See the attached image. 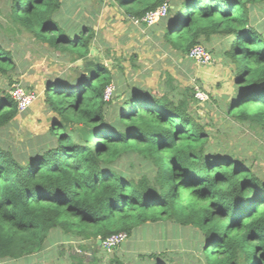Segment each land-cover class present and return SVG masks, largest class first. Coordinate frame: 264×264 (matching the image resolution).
Wrapping results in <instances>:
<instances>
[{
	"label": "trees",
	"instance_id": "1",
	"mask_svg": "<svg viewBox=\"0 0 264 264\" xmlns=\"http://www.w3.org/2000/svg\"><path fill=\"white\" fill-rule=\"evenodd\" d=\"M0 1L8 5L6 20L18 33L44 43L70 64L88 58L93 28L62 16L65 0ZM164 2L167 14L155 23H162L163 40L186 57L191 47L202 45L228 66L236 89L221 108L264 135V35L254 12L264 0L116 4L126 18H140ZM109 67L98 60L88 74L75 66L71 74L51 80L41 100L52 117L36 148L31 143L34 149L15 155L0 139V260H29L58 232L67 242L90 241L81 247L95 263L100 250L106 251L98 239L118 232L131 236L147 221H169L202 234L197 248L205 264H264V177L244 158L215 148L194 107L209 100L194 99L197 83L181 89L180 98L140 87L117 98L122 88ZM14 70L13 55L0 45V76ZM111 83L114 93L105 100ZM15 84L21 86L11 80L7 90L0 87V132L23 114L10 93ZM23 89L39 97L37 90ZM77 124L93 129L92 141L81 138ZM125 155L142 157L139 173L129 170L133 162L122 167ZM144 257L125 263L114 254L109 263L141 264ZM146 257V264H173L166 254Z\"/></svg>",
	"mask_w": 264,
	"mask_h": 264
},
{
	"label": "rangeland",
	"instance_id": "2",
	"mask_svg": "<svg viewBox=\"0 0 264 264\" xmlns=\"http://www.w3.org/2000/svg\"><path fill=\"white\" fill-rule=\"evenodd\" d=\"M96 2L101 1L65 0V7L62 9L61 15L69 17L73 21H86L87 24L91 22L90 25L93 28V24L96 26L99 24L98 16L100 12L97 11L98 4L102 5L101 9L105 8L104 5H108V1L106 3L103 1L102 3ZM66 7L71 10L70 14L65 13ZM6 10H8V5L0 1V45L10 50L13 55L15 70L10 72L11 75L9 77L0 76V87L2 89L7 90L8 86H10L9 81L17 80L25 89L37 90L36 87L41 85V82H46L57 76L69 75L73 72L72 68L77 66L76 64L66 62L57 52L44 43L35 41L30 37L28 38L27 33H18L6 20ZM112 10L109 7V16ZM119 11L122 16V10L120 9ZM118 12L114 11L116 14ZM254 12L256 14L255 23L258 27L257 30L264 35V3L259 5V8L255 9ZM122 18L119 23L124 25L123 28L118 26L115 29L112 27L111 30L109 27L110 30H108V26L105 25L103 27L105 31H103V34L100 33L99 40L103 44L99 47L100 53L96 50L97 53L95 54L101 56L98 60L102 64H111L112 56H108L110 54L108 51L112 50L114 56L120 58V56L126 55V52L129 53L131 51L132 42L135 43L132 40L133 38L137 42V37H142L141 35L137 37H134L136 35L131 36L134 30L133 27L127 25V20L124 21L126 18L124 15ZM126 28L127 30H125ZM172 59L170 57L169 60L172 61ZM125 61L121 60V63H125ZM213 64H215V61ZM212 70L214 69L211 68L209 70L207 77L209 80H214V77L211 76ZM82 72L84 73L83 70ZM184 84L187 88L191 86L189 81ZM10 90H12V86ZM170 92H173L176 97L180 95L173 90ZM219 104L216 101L213 106L208 107L203 106L204 104L201 106L194 105L200 114V119L208 125L207 130L210 132L213 145L216 149L244 158L255 174L264 177V135L257 133L247 124L240 123L227 116L225 109L220 106H223V104ZM112 109L113 107L109 108V110ZM19 119L23 120L24 116L21 114ZM19 119H15L12 124L0 132V139L6 145L11 146V151L15 155L18 150L22 149L20 134L23 127ZM128 162H133L135 165L134 169L130 168L129 170L133 173H139L144 161H142V157L137 155H125L120 160L122 167L127 166ZM201 237L202 234L191 227H180L169 221H158L155 223L147 221L145 224L135 228L131 236H127L126 240L117 248L111 250L110 253L106 251L104 253L102 252L104 250H100L97 254L98 260L95 263H90V252L81 247L86 244L91 245L90 241H83L77 238L67 242L61 238L58 232H53L49 235V240L45 242L43 249L30 256L29 260H0V264H74L75 259L73 258L81 260L83 264H110L109 260L114 254L127 263L138 260L140 255L145 256L144 258L146 259V255L152 252L166 254L167 259L173 264H205L202 252L200 248H197V241ZM145 259L141 260V264H146Z\"/></svg>",
	"mask_w": 264,
	"mask_h": 264
},
{
	"label": "crops",
	"instance_id": "3",
	"mask_svg": "<svg viewBox=\"0 0 264 264\" xmlns=\"http://www.w3.org/2000/svg\"><path fill=\"white\" fill-rule=\"evenodd\" d=\"M99 1L101 2L96 3H102V1L106 3L108 1V5H104L105 8L101 9L102 5L98 4L97 11L100 12L98 16L99 24H97L98 26L93 24L95 34L93 47L96 48L98 53H100L99 47L103 44L99 40L100 33L103 34V31H105L103 27L106 25L108 26V30H112V27L115 29L118 26L121 28L124 26L119 23L123 15H120V9L115 4L116 1ZM109 7L113 9L110 16L108 15ZM114 11L119 12L116 14ZM125 20H127V25H130L134 29L131 36L136 35L134 37H137L141 35L142 37H137V42L133 38L132 40L135 43L132 42L131 51L129 53L126 52V55L120 56V58L118 56L115 57L112 50L108 51L110 52V56H112L111 64L109 65L111 74L118 80V88H122L121 92L116 93L117 98L124 97L126 95V89L136 87L148 89L157 96L172 90L179 92L182 88L184 89L186 87L184 84L186 81H189L190 84L196 82L205 91L207 90L209 100L205 107L213 106V103H216V101L224 105L232 98L236 89L232 74L228 66L221 64L222 62L219 58H214L215 64L198 65L186 56H179L163 40V27L161 22L154 26L146 27L143 24L134 25L128 18H125ZM83 22L86 23V21ZM170 57L173 58L172 61L169 60ZM121 60L126 61L125 63H121ZM211 68L214 69L211 73L214 80L207 78ZM51 80L41 82V85L36 87L39 97L25 112H22L24 119H19L21 114L17 115L16 120H21L23 127L22 133L20 134L22 152L31 150L33 147L36 148L37 138L44 134L48 126L49 118L52 117V113L47 110L41 100V94L52 82ZM171 93L174 94L173 92ZM172 97L176 98V96ZM177 97L180 98L181 96ZM31 143L34 145L33 147L30 146Z\"/></svg>",
	"mask_w": 264,
	"mask_h": 264
},
{
	"label": "built area",
	"instance_id": "4",
	"mask_svg": "<svg viewBox=\"0 0 264 264\" xmlns=\"http://www.w3.org/2000/svg\"><path fill=\"white\" fill-rule=\"evenodd\" d=\"M168 9L169 3L164 2L157 8L146 12L140 18L131 16L128 19L134 25L143 24L144 26L149 27L154 25L161 18L165 17ZM187 58L193 60L198 65H211L214 63V58L202 45H194L191 47L187 53ZM114 89L113 83L106 86L103 94L105 100H109L112 97ZM192 94L198 103H203L209 99L207 92L196 84L193 86ZM11 96L16 102L18 111L21 113L32 105V103L36 100L37 94L34 91L27 92L19 84H15V86H12ZM126 238L127 236L125 232L112 234L101 241V247H103L106 251L111 252V250L123 243Z\"/></svg>",
	"mask_w": 264,
	"mask_h": 264
},
{
	"label": "water",
	"instance_id": "5",
	"mask_svg": "<svg viewBox=\"0 0 264 264\" xmlns=\"http://www.w3.org/2000/svg\"><path fill=\"white\" fill-rule=\"evenodd\" d=\"M96 49L94 47L90 48L89 56L86 60H78L75 64L84 71V74H88L91 72L95 63L98 61L100 55H96ZM76 130L78 131L81 138L85 141H92L93 140V129L88 128L84 125H75ZM98 247L101 246V240L98 239L96 241Z\"/></svg>",
	"mask_w": 264,
	"mask_h": 264
}]
</instances>
